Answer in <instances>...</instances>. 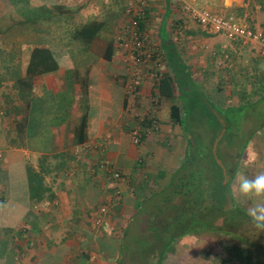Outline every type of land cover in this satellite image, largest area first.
Masks as SVG:
<instances>
[{
	"label": "crops",
	"instance_id": "1",
	"mask_svg": "<svg viewBox=\"0 0 264 264\" xmlns=\"http://www.w3.org/2000/svg\"><path fill=\"white\" fill-rule=\"evenodd\" d=\"M136 1L122 0L126 8L144 6L151 22L143 15L140 23L146 24L160 63L140 66L133 92L124 86L131 52L117 46L123 13L116 31L105 33L101 17L118 11L115 0H88L69 10V15H79L69 21L65 63L51 52L55 64L28 76L23 90L29 92L27 99H19L18 106L8 96L2 101L13 112L11 119L0 116V264H117L119 238L138 204L159 191L189 154L192 139L179 130L188 112L186 101L197 111L196 118L206 120L203 124L212 120L217 125L210 138L217 140L216 155L219 142L222 146L228 163L219 157L226 175L234 172L233 189L240 175L252 178L264 172V155L253 154L262 152L256 141L264 136V126L252 134L241 127L232 132L245 141L240 147L223 138L225 125L242 126L262 116L241 110L264 97V47L213 32L189 18L183 7L188 3L218 15L232 14L264 35V0ZM91 21L103 23L92 39L73 35ZM164 75L174 80L171 95H161L157 88ZM190 81L204 88L203 96L206 87L211 89L210 97H197L190 88L181 100V86H190ZM47 93L52 100H43ZM53 96L65 102L64 108L50 112L56 121L47 123L50 114L45 110L59 105ZM31 98L37 100L34 106ZM172 106L179 109L177 117ZM12 119L16 133L8 130ZM134 129L140 133L138 143L133 142ZM111 169L120 174L118 180ZM116 191L119 200L95 229L98 208ZM42 202L46 208H40Z\"/></svg>",
	"mask_w": 264,
	"mask_h": 264
},
{
	"label": "trees",
	"instance_id": "2",
	"mask_svg": "<svg viewBox=\"0 0 264 264\" xmlns=\"http://www.w3.org/2000/svg\"><path fill=\"white\" fill-rule=\"evenodd\" d=\"M102 26V22L91 21L75 28L73 35L90 40ZM35 52L34 57H39L37 65L45 68L42 70L55 64L47 48ZM34 71L29 65L28 76ZM174 87L172 76L159 77L157 88L161 95H171ZM262 101L264 97L259 102ZM171 113L177 117L178 107L172 106ZM229 126L225 125L226 132ZM262 126L264 123L254 125L250 133ZM208 155L188 154L164 186L138 204L119 238L117 264H164L165 258L174 251L173 244L189 234L222 235L218 247L223 255L212 250L207 253V256L213 254L217 264H264V247L249 241L242 233L245 223L251 220L234 192L230 176L233 173H227L229 178L224 183L222 168L211 148ZM217 157L220 158L218 154Z\"/></svg>",
	"mask_w": 264,
	"mask_h": 264
},
{
	"label": "rangeland",
	"instance_id": "3",
	"mask_svg": "<svg viewBox=\"0 0 264 264\" xmlns=\"http://www.w3.org/2000/svg\"><path fill=\"white\" fill-rule=\"evenodd\" d=\"M73 1L74 5L71 4ZM87 1L88 0H0V105L5 96H8V99H10L13 106H18L19 99H22L23 101L25 98L27 99L29 92H24L23 90L27 89V86L25 85L26 81L29 82L27 74L28 66L30 65V68L32 66L35 71L45 69L42 66L37 65L39 57H34V55H36V49L39 50L41 48H47L50 53L53 52L59 56L61 63H65L63 57L67 52H69V44H67V42H69V21L73 22V19L79 15L76 13L71 16L69 15V10H71L72 7H75L73 10H76L79 4L87 3ZM136 2L139 1L137 0ZM115 4L118 6V11L112 14L113 10H111L109 11L111 14H106L101 17L104 22V28L102 31L105 33H112L114 30L116 31L117 20H120V16H122V13L126 9V4L123 5L122 0H115ZM143 5L145 4L143 3ZM18 80H25V83L23 81L24 84H21ZM181 87V100H185V98L189 95L186 91L190 88L195 89L197 97H200V95L202 98H204V96L210 97L208 96V93L209 95L212 94L210 93L211 89L206 87L208 93H204L203 96L201 92L204 88H201L198 85L196 86L191 81L190 86H187L186 88L184 86ZM59 96L61 99L63 98L62 95ZM53 97L54 104L59 105H54L55 108L45 110L46 115L50 114V112H57V108H64L65 102L58 96ZM30 100L32 106L37 103V100L34 98H31ZM43 100H52L50 98V94L47 93L45 99ZM62 101L63 103H61ZM184 104V110L187 109L188 112L186 113L187 116L183 119L181 125L179 126L180 133H182L183 136L192 139L189 148L190 153L192 152V154L194 153L195 155L203 153L209 157L208 153H210V148L213 153V146H210V144L215 142L212 141L210 137L217 125H212V120H209V124H203L202 122H205L206 120L195 117L197 111L191 106V104L188 101H186V103L184 102ZM12 112V108L11 110H8V108L4 107L2 103V106H0L1 117L5 118L9 115V113L12 114ZM14 112L16 113V109ZM241 112H249V114L261 112L260 114H262V116L257 117L256 115L251 119V121L249 120V123L243 124L242 126L236 124L231 128L230 126L227 128L228 132H225L223 137L224 140L226 142H229V139L232 140V143L237 147H240V145L245 141L241 140L240 137L233 136L232 132H237L240 127L241 129L244 128L245 131H251L254 125L264 123V101L259 102L256 105L245 107L241 110ZM9 117L11 119L10 115L8 118ZM48 120L49 122L47 123L55 122L56 118L50 114ZM33 122L34 124L36 123L35 119H33ZM10 124L12 125H8V130L10 132H13L14 130V133H16L17 127L15 120L12 119ZM244 137L252 138V136ZM263 137H260L261 140L256 141V147H262L263 153L252 152L253 154L264 155ZM225 141L223 145L226 144ZM192 143L194 145L193 150H191ZM221 149L222 146L219 142L217 154L222 158L223 163H228L225 161V156H222ZM1 159L2 156L0 154V161ZM225 165L228 167V164ZM235 167V165H229L231 171H233ZM227 177H229V174H227ZM231 177H235L234 172ZM233 184L235 186L234 189L236 190L235 193L239 196L237 178L233 180ZM239 199L244 208L247 210L252 207L255 202L240 196ZM242 230L243 235L249 241L260 244L264 247V231L258 232L252 222L245 223ZM221 237L222 235L215 236V234L211 237H204L196 234L185 235L173 244L174 251L165 258L164 264H217L216 262L218 261L212 257L213 254L212 256H207V253L212 250L215 254L218 253L223 255L222 250L218 247V240Z\"/></svg>",
	"mask_w": 264,
	"mask_h": 264
},
{
	"label": "built area",
	"instance_id": "4",
	"mask_svg": "<svg viewBox=\"0 0 264 264\" xmlns=\"http://www.w3.org/2000/svg\"><path fill=\"white\" fill-rule=\"evenodd\" d=\"M138 1L146 3L148 0ZM183 7L189 18L201 25L207 26L213 32L222 33L228 38L252 40L264 47V35L262 32L242 25L232 14L225 16L218 15L206 8H197L188 3H184ZM143 15L145 22H151V18L149 19L150 21H148L144 13V6L133 7L132 5H128L123 12V20L119 27L117 46L131 52V69L129 68L128 78L124 82L127 92H133L135 90V86L138 84V71L140 66L148 62H153L157 65L160 63V55L157 53V47H153V39L150 37L146 24L144 28L140 23ZM139 136V130L134 129L132 132L134 143H138ZM110 173L116 180L120 178L118 172L111 169ZM119 198L120 194L116 191L114 195L112 194L111 197L108 198L107 203L98 208V215L92 227L98 229L102 226L104 216L107 214L109 208L117 203ZM39 206L40 208H46L47 203L42 202Z\"/></svg>",
	"mask_w": 264,
	"mask_h": 264
},
{
	"label": "clouds",
	"instance_id": "5",
	"mask_svg": "<svg viewBox=\"0 0 264 264\" xmlns=\"http://www.w3.org/2000/svg\"><path fill=\"white\" fill-rule=\"evenodd\" d=\"M238 193L242 198L255 201L247 215L258 232L264 231V172L252 178L240 175Z\"/></svg>",
	"mask_w": 264,
	"mask_h": 264
},
{
	"label": "water",
	"instance_id": "6",
	"mask_svg": "<svg viewBox=\"0 0 264 264\" xmlns=\"http://www.w3.org/2000/svg\"><path fill=\"white\" fill-rule=\"evenodd\" d=\"M224 131V128H222V132ZM216 145H217V140H215L214 144H213V153H214V157L216 159V162L220 165V167L222 168V171H223V175H224V178H227V175H226V171H225V168L224 166L222 165V162L221 160L217 157L216 155Z\"/></svg>",
	"mask_w": 264,
	"mask_h": 264
}]
</instances>
